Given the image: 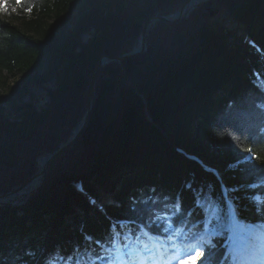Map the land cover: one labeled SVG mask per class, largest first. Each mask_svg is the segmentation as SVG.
Masks as SVG:
<instances>
[{"label": "trees", "instance_id": "trees-1", "mask_svg": "<svg viewBox=\"0 0 264 264\" xmlns=\"http://www.w3.org/2000/svg\"><path fill=\"white\" fill-rule=\"evenodd\" d=\"M184 1L22 0L21 8L16 0H0L16 7L15 14L0 13V90L10 91L13 109L0 99V192L31 176L35 157L65 141L80 123L100 56L134 50L150 16L174 13ZM29 4L31 12L25 10ZM208 6L220 11L211 16ZM229 20L243 25L245 35ZM85 33H91L88 41ZM147 42L144 53L100 69L95 108L68 151L70 164L54 178L56 161L35 194L0 206V264H43L47 248L65 264H75L77 248L83 260L95 258L113 225L120 231V222L135 220L125 231H139L151 200L159 198V208L165 196L167 203L179 198L185 211L192 210L186 241L204 227L210 233L205 239L216 234L209 264H249L222 246L229 207L222 193L225 186L246 222H264L249 198L264 187H248L264 180V0H207L184 20L153 23ZM53 79L47 103L25 99L33 86ZM177 147L218 166L221 179ZM248 147L259 159H246ZM77 150L83 158L78 163ZM113 159L126 162L123 175H113ZM23 164L26 172H20ZM200 190L211 192L223 210L211 224L193 227L204 220L195 207Z\"/></svg>", "mask_w": 264, "mask_h": 264}, {"label": "snow or ice", "instance_id": "snow-or-ice-1", "mask_svg": "<svg viewBox=\"0 0 264 264\" xmlns=\"http://www.w3.org/2000/svg\"><path fill=\"white\" fill-rule=\"evenodd\" d=\"M16 3L18 7H24L22 0H16ZM33 6L29 4L25 10L31 12ZM7 8V4L0 5V9L7 10ZM243 151L249 153L246 159H259V154L253 153L251 147ZM248 187L253 190L264 187V180L250 184ZM228 191V189H224L222 193L224 204L228 205L235 213L236 205L228 198ZM231 191L234 192L237 189H231ZM249 198L255 205L256 213L258 215L264 213V193L254 192ZM169 199L165 196L164 202L160 203V207L157 208L159 198L157 200L150 198L152 209L148 219L138 225L139 231H134L131 227H127L125 231L126 225L135 224V220L120 222V231H116V225H113V230L110 233L111 238L107 239L106 245H101L102 255L95 258L89 255V259L85 261L80 257L77 248L75 264H97V261L102 264H209V257L217 246L215 243L216 234L213 233L208 239H205L204 234L198 236L193 234L194 242L185 243L188 236L184 229L191 222L192 210L185 211L179 198L173 204L167 203ZM144 203L148 204L149 201H144ZM195 207L201 209L204 220L196 221L192 225L193 227H199L205 222L211 224L213 219L220 218L223 210L215 196L211 192L206 193L203 190L196 194ZM209 215L211 219H209ZM153 228L156 231H153ZM204 231L206 233L207 229L205 228ZM142 236L146 239H142ZM92 239L91 236L86 237V240L91 241ZM148 240L152 242L151 246H149ZM95 242L96 244L101 243L98 239ZM165 250L167 255L164 254ZM71 260L72 256H69L68 261ZM44 264H65V258L60 253H56L47 257ZM221 264L224 262L221 261ZM258 264H264V261H259Z\"/></svg>", "mask_w": 264, "mask_h": 264}, {"label": "rangeland", "instance_id": "rangeland-1", "mask_svg": "<svg viewBox=\"0 0 264 264\" xmlns=\"http://www.w3.org/2000/svg\"><path fill=\"white\" fill-rule=\"evenodd\" d=\"M188 1L189 0H185L184 1V3H183V5L179 8V10L181 9V8H183L187 3H188ZM207 1V0H206ZM206 1H204V2H202V3H200L198 6H196L193 10H192V12H194L198 7H201L202 6V4L203 3H205ZM3 4H7L8 5V8H7V10H3V9H0V13H3V14H5V15H11V13L12 14H15V12H16V7L15 6H11V4H9V3H2L1 5H3ZM207 9H208V11L210 12V15L211 16H215V15H217V13L220 11V8L218 7V8H216V7H212V6H208V7H206ZM206 8H204V9H206ZM179 10H177V11H179ZM192 12L190 13V15L192 14ZM171 14H173V13H171ZM170 15V14H169ZM189 15V16H190ZM188 16V17H189ZM188 17H186V18H188ZM185 18V19H186ZM148 20V19H147ZM180 20H184V19H180ZM180 20H178V21H180ZM156 22H158V21H156ZM174 22H176V21H172V23H174ZM146 23V22H145ZM228 23L230 24V26H233V27H235V29H236V33L237 34H240V35H245V33H246V31H245V29H244V26L243 25H241V24H239V23H237L236 21H234V20H229L228 21ZM145 25V24H144ZM152 25V24H151ZM150 28H151V26H150ZM150 28H149V30H150ZM149 30H148V32H149ZM148 32H147V35H148ZM91 37V33H85L84 35H83V39H84V41H88L89 40V38ZM139 39V38H138ZM138 39H137V44H136V46L135 47H137V45H138ZM147 47H148V42H146V50H147ZM145 50V51H146ZM133 51V50H132ZM144 51V52H145ZM144 52H142V53H144ZM141 53V54H142ZM103 55V54H102ZM101 55V56H102ZM101 56H100V58H101ZM100 60V59H99ZM109 61H112V60H109ZM109 61H107V62H109ZM114 61V60H113ZM116 61V60H115ZM118 61V60H117ZM99 62V61H98ZM107 62H104L103 63V65L105 64V63H107ZM97 65H98V63H97ZM96 65V66H97ZM102 65V66H103ZM96 68V67H95ZM102 68V67H101ZM95 70V69H94ZM94 70H93V72H94ZM43 70H41L40 72H42ZM93 72H92V74H93ZM29 75H33L34 74V71H31V72H29L28 73ZM92 74H91V76H92ZM99 74V73H98ZM91 76H90V79H91ZM90 79H89V82H90ZM11 80V82L14 84L15 83V78L13 77L12 79H10ZM9 80V81H10ZM55 79H53V81H51V82H48V83H46V84H44L43 86H37V85H35V86H33L32 87V89H31V93H29L27 96H26V100L27 101H33L34 103H37L39 106H42L44 103H47V101H48V95H47V88L48 87H50V88H54L55 89V86H56V84H55ZM96 83H97V81H96ZM88 87H89V84H88ZM229 88H230V86H229ZM95 91H96V95H97V89H95ZM95 95V96H96ZM11 96V93H10V91L9 90H7L6 88H3V89H1L0 90V99H3V100H5V106H6V108H7V111H11V110H13L12 109V103L10 102V100H9V97ZM95 103H96V98H95ZM87 107H88V90H87ZM95 108V107H94ZM86 110H87V108H86ZM86 112V111H85ZM93 113V112H92ZM85 114V113H84ZM11 115L13 116L14 115V112H12L11 113ZM92 115V114H91ZM83 118V117H82ZM82 120V119H81ZM81 122V121H80ZM80 124V123H79ZM78 124V125H79ZM77 125V126H78ZM76 126V127H77ZM76 127H75V129H76ZM75 129L72 131V133L66 138V140L65 141H62L57 147H55V148H53V149H51V150H47V151H45V152H42L41 154H39V155H37L36 157H35V163H36V170H35V172L31 175V176H29L28 178H26L25 180H24V182L26 181V180H28V179H30L33 175H35V173L36 172H38V170H39V168L41 167V166H45V163H44V161H45V157H42V154H44V153H47V152H50V151H52V150H54V149H57V148H59L61 145H63L65 142H67V141H69L70 140V138L73 136V134H74V132H75ZM85 131V130H84ZM84 133V132H83ZM83 133L81 134V136L83 135ZM80 136V137H81ZM79 137V138H80ZM79 138L74 142V144L73 145H71V146H69L67 149H65V151H64V153H62L57 159H55L51 164H49L47 167H46V169H45V171L42 173V175H41V180L39 181V182H36V183H33L35 186H33V184H31L30 186H31V188H30V191L27 193V195L26 196H24V197H22L20 200H16V199H14L15 197H8L7 199H8V201H7V203H4V204H0V206H3V205H6V204H9V205H19V204H21V203H23V202H25L31 195H33V194H35L36 193V191L35 190H37V188L40 186L41 187V184H43V178H44V176L46 175V173L49 171L50 172V168H51V166L52 165H54V163H56V161H57V166L55 165L54 167H56V171L53 173V177L55 178L56 176H58V175H60V171H63L66 167H67V165H69L70 163L69 162H71L70 161V158L68 157V155H71V152L72 151H70V152H68L69 150H71L72 149V147L75 145V143L79 140ZM40 159H43V162L41 163V161H40ZM68 159V160H67ZM83 158H82V156H80L79 155V152H78V150L76 151V153H75V156H74V161H77L76 163H78V161H80V160H82ZM37 160V161H36ZM38 162H39V165H38ZM112 162H114V164H116V163H118L117 164V166H116V168H114L113 167V171H112V173H114L113 175H116L117 173H118V171H120V173L121 172H124L123 170V168H124V166L126 165V162H123V161H121V160H119V159H113L112 160ZM27 164H23V167L21 166L20 167V172H26L27 171ZM218 167V166H217ZM109 168V165H108V163H106L104 166H103V168H102V170L104 171V170H106V169H108ZM119 168V169H118ZM219 168V167H218ZM50 174V173H49ZM122 175L124 174V173H121ZM95 174H93L92 176H94ZM109 178H111V177H109ZM48 181V180H47ZM24 182H22V183H24ZM91 182H95L94 180L92 181L91 180ZM21 183V184H22ZM94 184V183H93ZM18 185H20V184H17V185H14V186H12L11 188H9L8 190H11L13 187H15V186H18ZM81 186V184L79 185V187ZM27 187H29V185L27 186ZM26 188V187H25ZM22 189H24V188H22ZM7 190V191H8ZM7 191H4V192H7ZM86 190H84V192H85ZM0 193H3V192H0ZM15 195V194H14ZM87 196L88 197H91L88 193H87ZM10 198H12V200H10ZM11 201H12V203H11ZM93 201L97 204V205H99V207H102V206H104V203L103 202H99L98 201V199H96V198H93ZM248 228H249V231L251 232V234L252 233H254V244L252 245V248H251V250L249 251H247L246 252V254H245V256H244V260H251L254 264H258V262L259 261H264V253L263 254H261V253H258L259 251L261 252L262 250H264V222H259V223H256V224H252V225H249V226H247ZM205 235V234H204ZM206 236V235H205ZM45 251V250H44ZM43 251V252H44ZM71 249H70V253H71ZM258 253V254H257ZM56 253H55V250L54 249H51V248H47V250L45 251V254H44V259L43 260H45L47 257H49L50 255H55ZM67 255H69V252H68V254ZM44 262V261H43ZM44 264V263H43Z\"/></svg>", "mask_w": 264, "mask_h": 264}, {"label": "water", "instance_id": "water-1", "mask_svg": "<svg viewBox=\"0 0 264 264\" xmlns=\"http://www.w3.org/2000/svg\"><path fill=\"white\" fill-rule=\"evenodd\" d=\"M206 0H199V4L204 2ZM198 4V5H199ZM197 5V6H198ZM186 6V5H185ZM185 6L183 8H181L178 12H176L175 14H170V15H153L150 16L148 18V20L146 21L139 39H138V45L137 47L130 52H127L125 54L122 55H109V54H103L98 62V65L96 66L90 82H89V87H88V107L87 110L84 114V117L82 118L80 124L76 127L75 132L73 134V136L70 138L69 141L65 142L63 145H61L59 148L54 149L50 152L44 153L42 154V157H45V166H41L38 170V172L35 173V175H33L30 179L26 180L24 183L13 187L11 190H8L7 192H3L0 193V204H4L7 203L8 201V197H14V194L21 190L22 188L27 187L29 184H33L36 182H39L41 180V175L42 173L45 171L46 167L51 164L55 159H57L62 153H64L65 149H67L69 146L73 145L74 142L81 136V134L84 132L87 124L89 123V119L91 117V114L94 110L95 107V98H96V81H97V76L98 73L103 65L104 62H107L109 60H118V61H123L132 57H135L139 54H141L142 52H144L146 50V42H147V32L151 26V24L153 22L156 21H160V20H165V21H178L180 19H185L186 17H188L190 15V13L192 12V10L196 7L195 5L190 7L189 9L185 8ZM37 161V160H36ZM39 165V162H38ZM34 185V184H33ZM36 185V184H35ZM34 185V186H35ZM9 202V201H8ZM12 203V201H11Z\"/></svg>", "mask_w": 264, "mask_h": 264}, {"label": "bare ground", "instance_id": "bare-ground-1", "mask_svg": "<svg viewBox=\"0 0 264 264\" xmlns=\"http://www.w3.org/2000/svg\"><path fill=\"white\" fill-rule=\"evenodd\" d=\"M199 0H189L188 1V3L186 4V6H185V8H187V9H189L190 7H192V6H197L199 3ZM176 12H178V11H176ZM176 12H174L173 14H175ZM153 23H155V22H153ZM152 23V24H153ZM83 117H84V115H83ZM89 121H90V119H89ZM87 126H88V124H87ZM87 126H86V128H87ZM85 128V129H86ZM177 149L183 154H185V150H182L181 148H179V147H177ZM190 155H192V154H190ZM40 161H41V163L43 162V159H40ZM201 161H202V159H201ZM34 186V185H33ZM30 188H31V186H30V184H29V187H26V188H24V189H21V190H19V191H17L16 193H15V195H14V199H18V200H20L22 197H24V196H26L27 195V193L30 191ZM109 195H111L110 193H109ZM13 198V197H12ZM12 198H10V200H12ZM225 218L227 219V218H229V216H228V214H226L225 215ZM219 226V225H218ZM217 226V227H218ZM225 227H226V229L227 228H231L233 231H237L236 229H234V228H232L231 226H230V224L228 223V222H226L225 223ZM207 230H209V228L207 227ZM203 233V231H201V232H199V231H195V234L198 236V235H201ZM242 233L243 234H245V235H254V233H252L251 234V232L249 231V230H246L245 228H243L242 229ZM207 234H209L210 235V233H207ZM240 237H242V236H240ZM192 240V242H194V238H192L191 239ZM226 242H228V243H235L236 241H235V239H228V241H226ZM243 241H241V243H242ZM137 247V249L139 250V248H138V246H136ZM66 253V252H65Z\"/></svg>", "mask_w": 264, "mask_h": 264}]
</instances>
